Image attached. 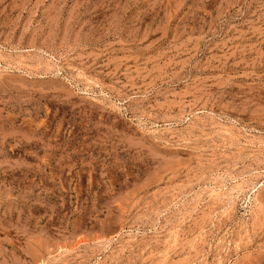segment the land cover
Listing matches in <instances>:
<instances>
[{"label": "rangeland", "instance_id": "1", "mask_svg": "<svg viewBox=\"0 0 264 264\" xmlns=\"http://www.w3.org/2000/svg\"><path fill=\"white\" fill-rule=\"evenodd\" d=\"M0 264H264V0H0Z\"/></svg>", "mask_w": 264, "mask_h": 264}]
</instances>
